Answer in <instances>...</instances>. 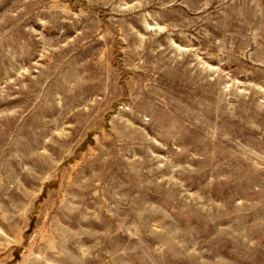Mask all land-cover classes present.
<instances>
[{
	"label": "rangeland",
	"instance_id": "rangeland-1",
	"mask_svg": "<svg viewBox=\"0 0 264 264\" xmlns=\"http://www.w3.org/2000/svg\"><path fill=\"white\" fill-rule=\"evenodd\" d=\"M0 264H264V0H0Z\"/></svg>",
	"mask_w": 264,
	"mask_h": 264
}]
</instances>
